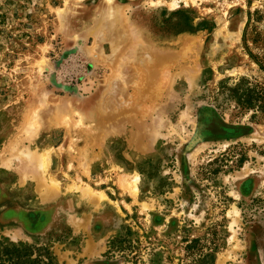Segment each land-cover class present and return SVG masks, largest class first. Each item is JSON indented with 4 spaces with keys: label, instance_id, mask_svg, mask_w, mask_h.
<instances>
[{
    "label": "rangeland",
    "instance_id": "1",
    "mask_svg": "<svg viewBox=\"0 0 264 264\" xmlns=\"http://www.w3.org/2000/svg\"><path fill=\"white\" fill-rule=\"evenodd\" d=\"M0 239L264 264V0H0Z\"/></svg>",
    "mask_w": 264,
    "mask_h": 264
},
{
    "label": "trees",
    "instance_id": "2",
    "mask_svg": "<svg viewBox=\"0 0 264 264\" xmlns=\"http://www.w3.org/2000/svg\"><path fill=\"white\" fill-rule=\"evenodd\" d=\"M189 32H194L195 27L193 24H189L188 28L184 29ZM245 103L250 104L251 96L244 99ZM37 254H34V251ZM45 250V253L43 252ZM211 258L210 262L205 264H214L215 255L213 253H207L203 257ZM55 257L52 253L42 246H35L31 244L15 243L7 239H0V264H53Z\"/></svg>",
    "mask_w": 264,
    "mask_h": 264
}]
</instances>
